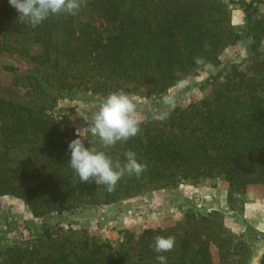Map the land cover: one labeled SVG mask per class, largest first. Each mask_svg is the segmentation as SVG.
Returning a JSON list of instances; mask_svg holds the SVG:
<instances>
[{
	"label": "trees",
	"instance_id": "obj_1",
	"mask_svg": "<svg viewBox=\"0 0 264 264\" xmlns=\"http://www.w3.org/2000/svg\"><path fill=\"white\" fill-rule=\"evenodd\" d=\"M240 2L246 9H256L255 0ZM87 3L92 5L89 14L83 8L76 16H52L31 28L18 21L19 13L8 0H1L0 32L11 37L16 50L52 69L57 83H65L67 77L88 82L97 76L124 83L123 90L144 86L147 95H158L176 84L180 79L174 75L176 70L183 76L216 61L223 43L236 42L246 34L255 48L264 36L259 19L241 28L231 25L223 0ZM98 21L99 25L95 23ZM103 21L110 27L105 32L99 30ZM195 57L203 58V63H195ZM220 80L210 98L181 110L164 128L141 131L107 151L121 163L126 161L124 152L133 151L138 162L147 165L140 179L126 175L113 192L98 185L97 193L85 182L81 186L84 191L78 193L88 196L91 203L98 198L114 201L120 191L130 194L152 182L175 187L184 179L211 175L213 171L227 180L229 194L251 183L264 185V97L258 92L260 82L235 64ZM35 88L42 89L43 85L37 80ZM58 138L61 134L56 121L43 107L34 109L0 98L1 154L24 148L36 155L41 149L61 146ZM7 189L24 196L36 210L28 187L0 185V191ZM217 217L216 212L190 213L164 228L146 227L136 239H128L117 249L103 243L98 254H93L85 244L79 246L80 252L70 249L65 255L73 252L78 264H159V254L150 244L157 235H172L174 249L160 253L166 256V264H243L249 247L226 230ZM21 259L23 255L13 246H0V264ZM259 264H264V254Z\"/></svg>",
	"mask_w": 264,
	"mask_h": 264
},
{
	"label": "rangeland",
	"instance_id": "obj_2",
	"mask_svg": "<svg viewBox=\"0 0 264 264\" xmlns=\"http://www.w3.org/2000/svg\"><path fill=\"white\" fill-rule=\"evenodd\" d=\"M223 1L228 5L231 25L241 28L246 22L259 19L260 28H264L262 0H255L256 9H246L240 2L251 0ZM91 8L87 3L84 10L89 14ZM15 12L18 13L16 9ZM99 22L95 23L99 25ZM109 28L104 21L99 26L104 32ZM251 44V37L246 34L236 42L223 43L216 61L180 77L185 81L183 87L177 88L174 84L158 95H147L144 86L124 90L137 104L142 133L147 129L164 128L181 110L210 98L218 81L233 64L260 82L258 92L264 97V36L257 47L252 48ZM16 47L11 37L1 31L0 98L34 109L43 107L56 121L61 146L41 149L36 155L24 148L9 150L6 155L0 153V185L28 187L36 209L33 210L22 195L10 189L0 191V246H13L23 255L21 261L5 264H78L73 252L67 256L65 253L70 249L80 252L79 246L85 244L93 254H98L103 243L117 249L128 239H136L146 227L164 228L184 220L186 214L213 212L218 213L217 218L226 230L249 247L243 264H259L264 254V185L261 183L248 184L244 190L229 194L227 180L213 171L211 175L184 179L175 187L152 182L130 194L120 191L114 201L96 198L94 203L87 202L88 196L78 193L84 191L81 186L85 182L79 181L69 165L68 144L77 138V130H80L86 147L105 150L90 131L92 117L103 99L125 84L97 76L88 82L67 77L65 83H57L52 69ZM37 80L43 85L42 89L35 88ZM166 93L174 94L177 103L170 117L162 121L159 99ZM90 187H94L95 193L100 190L94 181ZM64 257L66 260L62 259Z\"/></svg>",
	"mask_w": 264,
	"mask_h": 264
},
{
	"label": "clouds",
	"instance_id": "obj_3",
	"mask_svg": "<svg viewBox=\"0 0 264 264\" xmlns=\"http://www.w3.org/2000/svg\"><path fill=\"white\" fill-rule=\"evenodd\" d=\"M9 4L19 13L18 21L27 27L35 28L52 16H76L87 6V0H8ZM195 63H203V58L195 57ZM174 75L181 77L179 70ZM185 81L178 79L176 87L184 86ZM159 103L162 108L159 119L167 120L176 107V96L171 93L163 94ZM142 117L137 111V104L124 90L110 92L93 114L90 131L98 137L103 149L107 150L118 143H126L130 138L141 133ZM81 137V131L77 130V138L68 144L70 151L69 165L79 177L81 183L94 181L96 185H104L108 192H113L118 182L125 177L135 176L140 179L146 171L147 165L139 163L136 154L126 150V161L122 164L119 160L100 150L95 146L86 147ZM175 237L157 235L153 238L150 247L159 255L156 260L159 264H166L167 253L174 249Z\"/></svg>",
	"mask_w": 264,
	"mask_h": 264
}]
</instances>
